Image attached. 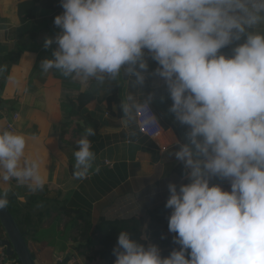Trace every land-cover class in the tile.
<instances>
[{"label": "clouds", "instance_id": "9594fccd", "mask_svg": "<svg viewBox=\"0 0 264 264\" xmlns=\"http://www.w3.org/2000/svg\"><path fill=\"white\" fill-rule=\"evenodd\" d=\"M60 3V31L44 41L45 49L57 47L41 62L43 72L99 84L123 74L141 91L158 76L169 111L187 129L173 154L188 182H170L165 204L179 247L163 256L157 244L120 231L114 264H264V0ZM149 59L157 64L152 72ZM154 96L143 93L141 106L150 109ZM93 135L88 127L77 142V178L92 168ZM26 147L24 134L0 128V182L39 191L45 180ZM10 191L0 189V210Z\"/></svg>", "mask_w": 264, "mask_h": 264}, {"label": "crops", "instance_id": "0c3cea01", "mask_svg": "<svg viewBox=\"0 0 264 264\" xmlns=\"http://www.w3.org/2000/svg\"><path fill=\"white\" fill-rule=\"evenodd\" d=\"M47 1L0 0V70L4 71L0 80V106L3 105L0 128L13 124L14 132L25 135V155L39 162L45 180L39 191H30L15 179L7 184L0 182V189L10 188L8 199L15 200L14 205L27 206L24 213H41L36 205L28 206L30 195L55 192L58 200L49 202L45 208L52 210L66 205L83 210L94 224L100 220L145 216L167 201L170 182L179 185L185 179L173 170L181 163L173 154L176 147L161 152L139 132L135 110L141 105L143 93L145 96L155 93L150 107L160 124L173 129L179 140L184 141L187 129L169 111L172 101L158 76L148 77L142 93L133 86L131 78L121 74L117 80H111L117 84L119 101L110 103L109 80L103 84L95 80L81 82L66 78L55 69L43 72L41 62L52 58L57 47L54 43L45 49L44 41L60 31L54 18L63 12L49 8ZM222 51L229 53L230 48ZM149 65L150 72L157 67L151 59ZM121 104L126 105L127 112ZM15 116H19L16 121ZM93 125L96 133L91 145L95 159L89 174L77 178L75 144L85 129ZM218 183L230 188L227 180ZM57 214L55 211L50 216L45 214L44 223L56 221ZM34 221L38 223L36 218ZM45 227L43 224L42 229L47 230ZM3 233L0 224V236ZM53 238L58 245L40 238L36 243L30 241L29 246L41 257L45 255L41 245L55 250L54 263L68 253L79 257L70 243L59 241L56 235ZM61 246H67L68 252Z\"/></svg>", "mask_w": 264, "mask_h": 264}, {"label": "trees", "instance_id": "16d2710c", "mask_svg": "<svg viewBox=\"0 0 264 264\" xmlns=\"http://www.w3.org/2000/svg\"><path fill=\"white\" fill-rule=\"evenodd\" d=\"M47 4L51 9L63 10L61 3L57 0H48ZM109 81L108 100L110 103L117 102L119 101L117 84L111 80ZM90 122L92 121L90 120ZM89 139L91 143L94 140L93 136H90ZM75 149L77 150V144H75ZM173 170L184 178L182 163L177 164ZM218 181L221 180L218 178H214L213 180V182ZM187 182L188 180L185 179L184 183ZM57 200L58 194L55 192L47 193L43 196L30 195L27 200L28 206L33 207L36 205L41 212L38 214H34L35 212L24 213V209L27 206L20 207L18 204L14 205L15 200L12 202L9 200L8 207L17 220L21 231L28 232L29 238L34 240L38 232V224L44 222L45 214L49 216L52 211H55L68 218L72 224L71 229L75 232V243H78L76 252L81 259V262H77L76 264H114L115 256L113 255V248L117 245L120 231H127L134 239L146 245L150 242L157 244L161 248L163 256H168L174 248L179 247V245L173 242V238L168 236V217L171 210L165 207L166 202L147 215L139 218L112 221L100 220L94 224L90 219V215L83 210L66 205H60L58 208L52 210L45 208L49 202ZM34 218L38 220L37 224Z\"/></svg>", "mask_w": 264, "mask_h": 264}, {"label": "water", "instance_id": "95a60500", "mask_svg": "<svg viewBox=\"0 0 264 264\" xmlns=\"http://www.w3.org/2000/svg\"><path fill=\"white\" fill-rule=\"evenodd\" d=\"M4 77V71L0 70V80ZM1 95V88H0ZM3 110V105L0 106V112ZM0 224L3 229V234L0 236V248L6 251L8 262H17L20 264H37L35 256L29 246L28 232H22L21 228L13 216L8 205L5 209L0 210ZM77 260L74 253H68L63 259L58 260L55 264H71Z\"/></svg>", "mask_w": 264, "mask_h": 264}, {"label": "built area", "instance_id": "2783aa9c", "mask_svg": "<svg viewBox=\"0 0 264 264\" xmlns=\"http://www.w3.org/2000/svg\"><path fill=\"white\" fill-rule=\"evenodd\" d=\"M18 118L19 116H15L14 121L18 120ZM135 118L140 134L150 139L159 151L165 152L175 146L174 141L179 139L178 135L173 129L160 124L151 107L146 109L139 105L135 110ZM7 128L14 130L13 124L8 125ZM6 259L5 249L0 248V264H20L17 262L6 263Z\"/></svg>", "mask_w": 264, "mask_h": 264}, {"label": "rangeland", "instance_id": "374dc122", "mask_svg": "<svg viewBox=\"0 0 264 264\" xmlns=\"http://www.w3.org/2000/svg\"><path fill=\"white\" fill-rule=\"evenodd\" d=\"M50 216V215H49ZM62 215L57 214L55 215V218L57 217L56 221L53 220L52 222H42L41 224H38V232L36 235V239H30L28 240V242L31 241V243H36L37 240H39L40 238L42 240L46 239V243H49L52 245V241L54 244L58 245V242L54 240V235H56L59 239V241H62L63 243H70V245H72L73 247V251H75V253H77V247H78V243H75V232L71 229L72 228V224L71 221H67L66 219H64L63 217H61ZM52 218V216H51ZM55 223V224H54ZM46 224L47 230H43L42 229V225ZM149 235V234H148ZM175 234L173 233H168V236L170 237H174ZM49 241V242H48ZM106 244V243H105ZM77 245V246H76ZM42 249L45 252V255L41 256H37V252L36 249H34L33 247L31 248V251H35V253L33 252V254L35 255V260L37 264H53L54 263V259L52 258L53 256V251L55 250H51L49 248V246H43L41 245ZM62 247V246H61ZM62 249L64 250V252H68V247L64 246L62 247ZM61 254V253H60ZM62 256V255H61ZM43 257H47V258H43ZM42 259V260H41ZM57 259V258H56ZM77 262H81V259L78 257L76 261L71 262V264H76ZM84 264V263H82Z\"/></svg>", "mask_w": 264, "mask_h": 264}]
</instances>
